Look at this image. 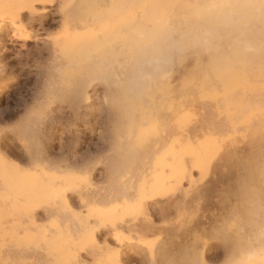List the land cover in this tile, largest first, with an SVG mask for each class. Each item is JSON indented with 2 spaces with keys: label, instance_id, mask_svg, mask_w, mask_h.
Returning a JSON list of instances; mask_svg holds the SVG:
<instances>
[{
  "label": "bare ground",
  "instance_id": "obj_1",
  "mask_svg": "<svg viewBox=\"0 0 264 264\" xmlns=\"http://www.w3.org/2000/svg\"><path fill=\"white\" fill-rule=\"evenodd\" d=\"M67 3L64 0H0V38L3 37L4 31H9V40L25 49L29 41L33 38L36 39L34 25L39 22L37 29L47 33L45 36L47 49L50 52V59L55 63L54 71L47 74L42 89L36 91L38 93H35L32 105L25 106L26 115L24 114L25 117L19 119L20 123L18 122V127L15 130V134L20 137L28 155L27 166L22 167L19 163L11 162L0 151V222L3 215H16L19 219L27 220L32 226L37 222L38 216L35 217V214L40 210V207H43L46 209V217L54 222L64 224L69 221L74 222V227H69L66 230L58 229L53 235L41 234L39 236V242L51 257L52 264H123L121 248L125 243H133L131 237L128 238L126 235L137 232L138 225L134 223L125 226V221L123 223L120 217L99 210L95 206L111 204L118 199L120 201L132 199L133 202V199L136 200L135 197H139L140 204H143L147 199L151 200L155 197L156 190L152 189L147 192L142 184L139 189L133 192L130 183H121V186L114 183L118 181L115 177V180H112L113 183L109 181L112 184L111 187L108 189L106 187L104 192L99 193L102 190L89 192L88 188L92 186L91 176L97 168L93 163H96L100 158L98 160L95 158L97 161L94 159L92 162L89 155L87 156L90 158L89 160L85 156L80 154L79 156L77 149L85 142V139L84 136L80 138V136L72 135L68 140L59 141L62 150L59 152V156L52 158L53 156L47 155L46 134L44 133L47 126L43 117L46 109L57 101V97L61 96L60 100L67 102L70 110L68 119H65L66 122L68 121V125L73 126L80 121L84 128L94 135L98 132L99 120L87 117L94 116L99 109L95 108L90 112L83 111V104L89 103V90L97 89L95 84L101 81L105 85L106 93L111 96L110 103L112 110H115L114 114L116 112L117 123L124 124L123 122L126 121L123 118L128 120L126 122L128 129L126 128L125 131L129 132V136H125L124 142L128 138L126 143L131 145L134 139V136L131 135L133 127H136L134 131L137 130L140 133L144 142L143 150L139 154L132 153V155L133 157L137 155L138 160H144L143 158L148 154L157 153L155 147L159 141L162 144L161 147L167 143V138L164 136L163 138L155 134L144 136L140 131L143 126L148 124L144 121L146 118L143 117L149 112L146 111L147 107L164 105V108L174 110V115L179 116L187 108H190L189 111L191 110V107L184 106L185 100L166 105L164 102L187 97L190 98L188 100H194L192 99L193 94L190 93L166 94L170 91L169 77L175 63L174 55L182 56L187 49L209 51L211 54L210 65L203 83L212 80L220 82L224 94L218 93V89L215 88L213 89L214 94H201V97H208L217 105L225 106L227 120L224 119L226 123L220 126L210 121L209 124L217 127L210 128L208 132L215 131L219 134L230 135L222 139L220 145L215 139H206L199 143V148H193L190 145L188 151L192 160L189 167L184 160H181L176 167L164 162L160 163L161 170L165 167L172 170L175 180L174 187L182 186L186 179L192 182L193 171L204 172L207 167H203L202 171L204 162L207 161L208 165L216 150L225 146L226 142H229L228 147L231 149L237 145L238 133L244 122L247 124L246 128L253 126V128L259 129L262 133V139H260L264 140V114L255 111L247 114V110L242 105L245 98L231 94L232 84L239 79L238 69H242V72L245 73L251 63L257 59L261 61L263 59L260 62V71L264 70V0H71L69 4ZM54 9L61 12L62 17H60L61 23L58 26L59 31L53 34L45 30L44 22ZM25 13L29 14H27L28 17H25ZM41 51L38 55L31 51L27 52L23 55L24 57L20 51L18 53L22 56L18 63L21 65L20 68L23 70L33 65L39 66ZM149 64L152 70H148L147 65ZM0 68H2L0 70V93L8 87L13 91L15 87L8 81L14 77H5L3 72L6 71L5 65L0 63ZM71 74L76 75L77 79L71 84H65L64 81ZM166 83L168 84L166 85ZM1 84H5L4 87ZM203 87H213V84L210 83ZM129 91L134 93L128 94ZM260 101L262 100L258 99V102ZM198 104L201 105V103ZM249 104L251 105V102ZM252 119H257L256 124H252ZM187 122L186 117L177 118V131L182 138L173 142L180 143L191 139L190 135L184 134L189 125ZM118 124H115L114 130ZM64 125L61 123V126L64 127ZM53 129L54 133H58L56 125ZM119 130L121 132V129ZM169 131H166V135L169 134L170 137ZM116 134L114 139L119 142V135ZM256 134L257 131L254 132L252 141L259 147L260 140L253 139ZM26 141L30 142L27 144ZM262 148H264L263 145ZM148 157L146 158L149 159ZM244 157L246 158V156ZM260 161L262 162V160ZM258 163L257 161L249 163V169L257 167ZM144 171L146 172V170ZM115 175L117 174L115 173ZM247 175L245 174L237 185L240 188L239 192L247 185L252 184L251 177ZM110 184L108 183V187ZM259 187L261 186L258 185ZM246 190L248 189H245V193ZM9 193L13 199L5 201V196ZM73 194L77 195L82 207L88 208L86 214L76 211ZM244 195L246 197L247 194ZM242 199L244 198L239 197L238 200L242 201ZM256 200L251 215L246 216L249 220L247 228L240 225V229H236L238 230L236 234H229L224 238L223 252L230 263L264 264V196L258 192ZM222 210L223 213L221 212L219 215L223 216L222 220L230 221L234 216H238V219L241 217L239 216L241 212L234 205L222 208ZM239 210L241 209L239 208ZM147 212L144 213L145 216H149ZM225 222L223 225L211 227L208 235L219 238L216 232H224V225L227 224ZM32 228L36 227L25 229ZM97 228H109L115 244L112 242L114 245L101 246V240L96 235ZM5 235L7 234L5 233ZM7 236L9 239L23 238L27 243L32 239L33 234L25 232L21 236L16 231ZM208 245L207 240L202 241L201 247L192 245L193 247H190L193 249L192 253L190 252L191 256L204 259V251ZM187 249L189 252V247ZM84 250H91L98 257H94L93 262L89 263L81 257V252ZM168 252L169 249L162 248L160 254L164 257ZM187 256L189 255L187 254ZM0 259H9L8 253L3 249H0ZM26 259L31 260L32 257Z\"/></svg>",
  "mask_w": 264,
  "mask_h": 264
},
{
  "label": "rangeland",
  "instance_id": "obj_2",
  "mask_svg": "<svg viewBox=\"0 0 264 264\" xmlns=\"http://www.w3.org/2000/svg\"><path fill=\"white\" fill-rule=\"evenodd\" d=\"M64 1L66 3L68 2L67 4L71 2V0ZM55 10L56 9H54L52 13L46 17V21L44 22V28L46 27L45 30H47V32L49 31L48 33L53 34L59 31L58 26L61 23L60 17H62L61 12H58L57 10L56 12ZM27 14L28 13L24 14L25 17H28L29 14ZM37 27L39 28V22L34 25V30H36L34 34L37 36L36 39L33 38L31 41H29L25 49L20 48L18 44L12 43L9 40V31H4L2 34L3 37L0 38V63L1 65H5L7 71V73H4L5 77H14L8 82L13 84L15 87L13 91L10 90L12 88L9 89L8 87L6 90L4 89V91L0 93V151L11 162L19 163L22 167L27 166L28 155L25 151V147L22 145L20 137L15 134V130L20 123L19 119L25 117L26 115L24 109L25 106H29V104L32 105L34 101V95L36 96L35 93H38L36 91L42 89L44 84L43 82L46 80L47 74L54 71L53 66L55 65L53 60L50 59V52L47 49L45 41V36L47 33L41 29L40 31L37 29ZM39 50H42V54L40 55L41 58H39V66L33 65L30 68L23 69V71L20 68L21 65L18 64L21 60L20 58L30 51L38 55L40 52ZM20 51L22 56L18 54ZM255 55L256 54L254 53V56ZM174 56L175 63L172 67L173 69L171 70L169 77L170 91H168L166 94H178V92L179 94L190 93L193 94V98H191L194 100H188L190 98L187 97L184 99L177 98L174 99V101L172 100L164 102L165 105L171 104L172 102L176 104L181 100L188 102L186 103L184 101V106L186 105L187 107H191V110L189 111L190 108H187V110L183 113H180L179 116L174 115V110L167 107L164 108V105L161 107H153L152 105L151 108L150 106L147 107L148 109H146V111H149L150 113L148 112L147 115H144L143 117L146 118L144 121L148 122V124L143 126L140 131L143 132L144 136L155 134L158 137L160 136V138H163V136L164 138H167V143L163 145V147H161V142H158L155 147V150H157L156 154L150 153L143 158L144 160H138L136 158L137 155L133 157L132 153L139 154L141 153L140 151L143 150L144 142L142 141V137L139 135L140 133H138L137 130L134 131L136 127H133V133L131 135L134 136V139L132 140L131 145H127L126 143L128 138L126 139L127 141L124 142L125 136H129V132L125 131L126 128L128 129V127H126L128 125L126 123L128 120L123 118L124 121H126L123 122L125 125L117 123V115H115L116 112L114 114L115 110H112L110 103L111 96H108L106 93L105 85L101 81H98L97 84H95L97 89L89 90V103L83 104L84 107L82 105L84 108V110L83 108L82 110L87 112H90L95 108L99 109L94 116L87 117L90 119L96 118L99 120L97 129L98 132H96L94 135L91 134L90 131L84 128V125L81 124L82 122L80 121H78L76 125H68V121L66 122L68 116L70 115L68 103L62 101V99L60 100V98H62L61 96L57 97V101L52 103L50 107L46 109V113L43 115L46 122L45 125L47 126V128L44 130V133L46 134L45 145L47 146V155H50V157L53 156L52 158L59 156V152L62 151L59 146V141L68 140L70 135L76 137L80 136V138L84 136L85 142L78 147L77 154L85 156L87 160H89V157H91L92 162L97 161L100 158L96 163H93L97 166V168L94 170L91 176L92 186L88 188L89 192H95L98 190H102L101 192L98 191L99 193L104 192V190L111 187L112 184H110V182L113 183L112 180L114 181L115 177L116 180L120 181L119 184L118 181H115L114 183H117L119 186L125 184V182L130 183L133 187V192L139 189L140 185L142 186V184H144L147 192L152 189L156 190L155 197L151 200L147 199V201H145L143 204H140L139 197H135L136 200L133 199V202L132 199L128 201H120V199H118L113 201L114 203L111 202V204H97L95 206V208L99 210L110 214L113 213L115 216L120 217L123 223L125 221V226L132 225L134 223L138 225L139 230L137 232H132L126 235L128 238L131 237L130 239L133 243H125L121 248L123 264H233V262L230 263L224 255V238L229 234H236L241 227L240 225H242L243 228H247L249 225V220H247V217L251 215V210H253L257 202V193L260 192V194L264 196V148H262V145L264 146V140H261L262 133L259 129L255 127L253 128V126L252 128H246L247 124L244 122L238 133L239 138L237 145L232 147L233 149L228 147L229 142H226L225 146L216 150L213 157L208 162L204 172L201 173L198 171H193L192 182H189V180L186 179L188 184L184 185L183 189L182 186L174 187L175 180L173 178L172 170L169 167H165L163 170H161V162L176 167L179 165L181 160H184L186 165L189 167L192 160L188 151L190 145H192L193 148H199V143L205 141L206 139H215L219 142L218 145H220L222 139L230 135L219 134L215 131L210 133L208 132L210 128L215 127L216 125L220 126L221 124L226 123L227 120L225 106L217 105L216 103L210 101L208 97H201V94H214L213 89L215 88L218 89V93L220 92V94H224V91L222 90L223 87L220 82L210 79L212 81L203 83V79L207 75L210 65L211 54L209 51L187 49L185 52H183L182 56H177V54ZM255 59H257V57H255ZM262 61L257 59V61L255 60L253 63H251L247 71L248 73H243L242 69H238L240 73L239 79H237L231 86L233 88L231 94H237L245 98V102H243L242 105L247 110V114L251 113L252 111L264 114V70L262 69V71H260V62ZM151 66L153 67L152 63ZM152 67H150V64L147 65L148 70H152ZM200 75L202 76L200 77ZM17 77H19L20 80L17 79ZM75 79H77L76 75L71 74L69 78L64 81V83L71 84ZM210 83L213 84V87H203L210 85ZM167 84L168 83H166V85ZM1 85L3 86L5 84ZM130 93L133 94L134 92L129 91L128 94ZM258 99L262 101L258 102ZM248 102H251V105ZM198 103H201V105ZM188 104L190 105L188 106ZM202 107L206 109H203ZM180 116L186 117L188 121L187 123L189 125L186 127L184 134L190 135L191 139L189 141H181L178 143L173 141L182 138L181 134H178L177 131V118ZM256 120L257 119H252V124H256ZM210 121L211 123L214 122L213 124L216 125L210 123V126ZM61 123L65 124L64 127L61 126ZM115 124H118L116 125V130H114ZM55 125L56 131L58 130V133H54L55 128L53 129V127H55ZM119 129H121V132ZM166 131L170 132L171 138L169 137V134L168 136L166 135ZM255 131H257V134L253 137V139L256 138L257 140H260L261 145L259 147H257L254 141H252V136ZM116 133L119 135V142L115 141L114 139ZM29 142L30 141H26L27 144ZM121 142L124 143L122 144ZM120 152L121 154H119ZM88 155L89 157L87 158ZM244 156H246V158ZM260 160H262V162ZM112 161L113 163H117L113 164ZM256 161L259 162L258 166L260 167L257 166L250 170L248 166L249 163L251 164L252 162ZM144 170H146V172ZM115 173L117 175H115ZM243 173L244 175L248 174L251 177L252 182H250L252 184L247 185V187H245L243 190L241 189L242 191L240 192L243 193H240V188H238L237 185L242 177H244V175L242 176ZM118 176L119 178H117ZM164 181L168 182V188L161 190L158 186H163ZM108 183L110 184L109 187ZM258 185L261 187L258 188ZM102 187L104 189H101ZM246 188L248 190H246L245 193ZM244 194H247L246 197H244ZM239 197L244 198L245 200L242 199V201H239ZM73 198L76 211L78 213L81 212L82 214H86L88 208L81 206L76 194H73ZM232 205L237 207L238 211L241 212H239L240 214H244H239V216H241L239 219L237 218L238 216H234L232 219H230L231 222L227 219L222 220L223 216H219L221 212L223 213L222 208H229V206ZM239 208L241 210H239ZM130 210L131 213L129 214ZM145 212L149 213V216H145ZM37 213L35 214V217L38 216L36 218L37 222L32 226H30L27 220L19 219L16 215H3L0 226H2V223L4 222L5 226L11 230L6 232L7 235L16 232V230L25 229L27 227H36V229L43 230L48 235L55 234L56 230L58 229L66 230L69 227H74L73 221H69L65 224L54 222V220H50L46 217L45 212H41V210H39ZM224 221L227 223L224 225V232H216L219 238H215L213 235H208V233L211 231V227L223 225ZM72 224L73 226H71ZM23 234L24 233H20L21 236H23ZM96 235L97 238L99 237L98 239L101 240H99L101 246L106 244H115L109 228H97ZM102 240H104L105 243ZM204 240H207L209 245L204 251V259H202V261L198 257L191 256V250L193 251V249L190 247H201L200 245ZM164 245L165 247H162ZM188 247L190 249L189 252L187 249ZM162 248L169 249V254L167 253V255L162 257L163 255L161 256L160 254ZM187 254L189 256H187ZM81 257L91 263L93 262V258L98 256H96V253L92 252L91 250H84L81 252Z\"/></svg>",
  "mask_w": 264,
  "mask_h": 264
},
{
  "label": "snow or ice",
  "instance_id": "obj_3",
  "mask_svg": "<svg viewBox=\"0 0 264 264\" xmlns=\"http://www.w3.org/2000/svg\"><path fill=\"white\" fill-rule=\"evenodd\" d=\"M2 70V68H0ZM7 73V71H3ZM47 166V165H45ZM207 166V161L204 162L203 167ZM195 183V182H193ZM188 181L185 180L182 184V189L184 185H187ZM161 190L168 188V182L164 181L163 186H158ZM13 199L11 193L5 196V201H10ZM41 211L45 212L46 209L43 207L39 208ZM36 211V210H35ZM31 215V213H29ZM11 231L5 226V223H2L0 226V249H3L8 253L9 259L2 260L0 259V264H52L51 257L47 254L42 244L39 242V236L46 233L43 230H38L36 228L32 229H19L16 230L18 233L30 232L33 234L32 239L25 243L24 239H9L6 232ZM27 257H32L31 260L26 259Z\"/></svg>",
  "mask_w": 264,
  "mask_h": 264
}]
</instances>
